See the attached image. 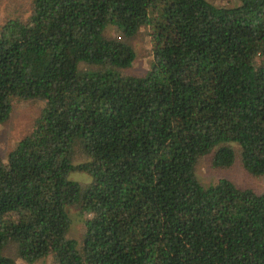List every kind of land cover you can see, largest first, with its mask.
<instances>
[{
    "label": "trees",
    "instance_id": "1",
    "mask_svg": "<svg viewBox=\"0 0 264 264\" xmlns=\"http://www.w3.org/2000/svg\"><path fill=\"white\" fill-rule=\"evenodd\" d=\"M31 4L0 28V125L14 101H45L0 158V264H16L9 243L27 263L264 264V192L196 176L206 156L264 176V0ZM142 26L152 59L128 74Z\"/></svg>",
    "mask_w": 264,
    "mask_h": 264
},
{
    "label": "rangeland",
    "instance_id": "2",
    "mask_svg": "<svg viewBox=\"0 0 264 264\" xmlns=\"http://www.w3.org/2000/svg\"><path fill=\"white\" fill-rule=\"evenodd\" d=\"M216 6L232 7L237 5L240 0H208ZM31 0H0V28L12 19L27 20L31 14ZM149 28L142 26L138 32L131 38L129 43L133 47L136 58L132 66L122 70L128 74H141L149 68L152 59L151 45L149 40ZM104 35L109 38H121L120 33L112 26H109ZM45 101L42 99L16 100L10 115L0 125V158L6 160L8 153L16 146V144L26 135H28L34 125L35 119L40 114ZM87 158L83 154L75 156V163L86 161ZM196 176L203 185L216 183L220 179H229L241 188L252 189L257 193L264 192V176H254L247 173L239 161L230 167L219 168L211 164L210 157L201 158L196 165ZM72 180L81 184H86L91 180L89 174L84 172H74L70 175ZM77 206L69 209L71 218V226L68 236L75 238L79 243L82 242L85 230L84 221L87 215H80ZM5 253L15 259L16 264H57L52 255L41 258L34 263H27L18 258L12 245L7 244Z\"/></svg>",
    "mask_w": 264,
    "mask_h": 264
}]
</instances>
